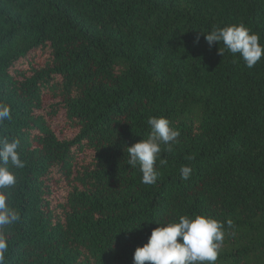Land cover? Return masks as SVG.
Listing matches in <instances>:
<instances>
[{
    "label": "trees",
    "instance_id": "trees-1",
    "mask_svg": "<svg viewBox=\"0 0 264 264\" xmlns=\"http://www.w3.org/2000/svg\"><path fill=\"white\" fill-rule=\"evenodd\" d=\"M241 23L264 44V0H0V135L25 162L6 264H133L193 214L225 225L215 264H264V56L201 34ZM153 116L180 136L148 185L126 148Z\"/></svg>",
    "mask_w": 264,
    "mask_h": 264
},
{
    "label": "clouds",
    "instance_id": "clouds-1",
    "mask_svg": "<svg viewBox=\"0 0 264 264\" xmlns=\"http://www.w3.org/2000/svg\"><path fill=\"white\" fill-rule=\"evenodd\" d=\"M201 34L209 47L214 42L223 46L218 48L221 56L225 50L234 56L238 54L248 68L254 67L264 56V44L260 43L259 34L242 23L213 26L210 32ZM10 119V106L0 102V126ZM147 124L150 127L147 138L126 148L127 166L138 168L142 183L153 185L159 176L157 161L159 166L167 164V159L161 158V146H166L164 150L171 152L172 145L178 143L180 132L162 116L149 117ZM19 148V139L0 135V264H6L9 251L7 230L20 220L19 211L9 203V190L17 183L12 169L25 167ZM179 172L180 179L186 181L192 169L188 165H181ZM226 223L229 228L233 227L231 220ZM155 224L158 226L151 231L147 243L135 249L133 264H215L217 261L225 235L224 223L209 216L193 214Z\"/></svg>",
    "mask_w": 264,
    "mask_h": 264
}]
</instances>
